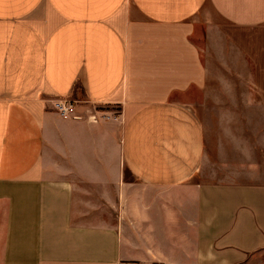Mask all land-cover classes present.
Masks as SVG:
<instances>
[{"label":"crops","instance_id":"obj_1","mask_svg":"<svg viewBox=\"0 0 264 264\" xmlns=\"http://www.w3.org/2000/svg\"><path fill=\"white\" fill-rule=\"evenodd\" d=\"M0 264H264V0H0Z\"/></svg>","mask_w":264,"mask_h":264},{"label":"rangeland","instance_id":"obj_2","mask_svg":"<svg viewBox=\"0 0 264 264\" xmlns=\"http://www.w3.org/2000/svg\"><path fill=\"white\" fill-rule=\"evenodd\" d=\"M197 42L198 43L200 42V40H198V38H197ZM212 93H214L216 95L220 94L216 89H214V91H212ZM202 94H203L202 92L195 90V89H192L189 91V96H188V94H186L184 97H181V98L186 99L187 101L189 100L190 102H192L191 104L195 105L194 110H195V113L198 115V117L201 119L204 116L206 119V123H208V120L206 117V115H207L206 109H204V111L202 110V105H203V104H201ZM204 94H206V93H204ZM206 106L207 105L205 104V107ZM94 110H95V112H102V113H107V112H113L114 114L118 113V108L115 105L101 104V105H97V107H95ZM211 115H213V114H211Z\"/></svg>","mask_w":264,"mask_h":264},{"label":"built area","instance_id":"obj_3","mask_svg":"<svg viewBox=\"0 0 264 264\" xmlns=\"http://www.w3.org/2000/svg\"><path fill=\"white\" fill-rule=\"evenodd\" d=\"M76 101H72L69 99H58L55 101L54 103V108L56 110V112L62 116L63 118H68V117H72V118H78L76 116H73L74 114V108L76 105ZM100 116H96L95 114L91 116V121L96 123L98 122L100 119H106L108 118V116L104 113H99Z\"/></svg>","mask_w":264,"mask_h":264}]
</instances>
